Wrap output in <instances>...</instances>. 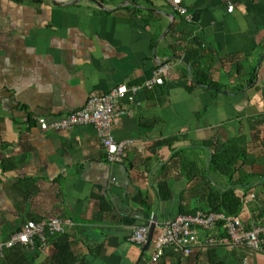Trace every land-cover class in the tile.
I'll return each mask as SVG.
<instances>
[{
    "label": "crops",
    "instance_id": "obj_1",
    "mask_svg": "<svg viewBox=\"0 0 264 264\" xmlns=\"http://www.w3.org/2000/svg\"><path fill=\"white\" fill-rule=\"evenodd\" d=\"M95 1L103 8L88 0H0V242L28 220L72 221L44 248L17 246L0 264H27L35 254L34 264L75 256L80 264H136L140 246L129 240L136 227L156 214L155 236L178 214L208 209L194 193L209 179L217 190L230 186L212 173L206 142H235L252 153L256 133L264 142V0H180L186 16L170 0ZM164 62L171 74L164 84L139 91L135 103L120 101L131 114L111 132L133 140L121 164L106 161L92 126L42 131L35 124L37 116L81 109L91 94L144 84ZM177 153L195 165L192 176ZM253 181L236 195L258 194ZM252 203L242 220L256 216ZM202 239L194 250L209 249L223 264H242L244 256L264 264ZM150 255L149 247L138 264H152ZM179 260L166 250L155 264Z\"/></svg>",
    "mask_w": 264,
    "mask_h": 264
},
{
    "label": "built area",
    "instance_id": "obj_2",
    "mask_svg": "<svg viewBox=\"0 0 264 264\" xmlns=\"http://www.w3.org/2000/svg\"><path fill=\"white\" fill-rule=\"evenodd\" d=\"M169 4L177 13L187 15V9L180 4V0H170ZM228 10L231 11L232 6H229ZM170 76V64L159 63L152 79L144 84L132 86L120 84L106 93L91 94L81 109L60 116H37L35 124L42 131H67L78 126H92L100 139L106 161L121 164L133 140H116L111 132L112 126L121 115L131 114L126 104L120 106V101L135 103V96L139 91L161 86ZM255 198L251 189L241 196L245 205L253 202ZM256 205V216L249 221L242 220L240 216H229L209 209L197 210L191 215L178 214L164 223L160 232L153 236L149 246L150 263H158L166 250H171L182 258L189 257L200 242L201 236L204 247L226 242L231 249H242L264 256V203L257 202ZM71 226V220L59 217L41 221L28 220L6 241L0 242V258H3L4 250L17 246L33 248L38 244L40 248H44L48 237L64 235ZM148 231V225L138 226L131 233L129 240L141 246L146 242ZM242 264H248L247 258H243Z\"/></svg>",
    "mask_w": 264,
    "mask_h": 264
},
{
    "label": "trees",
    "instance_id": "obj_3",
    "mask_svg": "<svg viewBox=\"0 0 264 264\" xmlns=\"http://www.w3.org/2000/svg\"><path fill=\"white\" fill-rule=\"evenodd\" d=\"M184 60L187 63L190 62L187 56H184ZM256 134V136H253L252 144L254 145L251 147L257 149L254 153H252L253 150H248L247 146L235 142H230L224 146H218L211 141L205 143L208 147H211L214 150L209 160V167L212 173L225 177L230 184V186L224 190H217L216 187L207 182L201 189L194 193L207 203L210 211L223 212L229 216H240L246 205L241 197L236 195L235 190L240 187H255L253 180L260 181V191L255 195L256 198L253 203L256 204L258 201L264 203V167L255 166L257 161L262 162V164L264 163V142L257 143L259 140L258 133ZM252 154L254 157H252ZM178 156L179 153L174 155L176 158H178ZM174 157L172 159H174ZM179 158L182 161V171H186L187 175H189V173L191 174V168H194L195 165L193 167L192 163L185 159V157L179 156ZM51 238L53 237H48V242ZM38 247V244L35 245L33 250L35 251ZM25 248H27V246L22 247V249ZM7 251L9 250H4L3 252L4 259ZM36 256L37 255L35 254V256L28 258L27 264H34ZM202 256L205 257L204 260L201 258ZM178 258L180 260L177 261V264H181L180 261L183 260L186 261L185 264H223L221 261H217L213 254L209 252V249H203L202 251L194 250L189 257L182 258L181 256H178ZM77 259L78 258L75 256L70 262L63 264H80L84 262L83 259Z\"/></svg>",
    "mask_w": 264,
    "mask_h": 264
},
{
    "label": "water",
    "instance_id": "obj_4",
    "mask_svg": "<svg viewBox=\"0 0 264 264\" xmlns=\"http://www.w3.org/2000/svg\"><path fill=\"white\" fill-rule=\"evenodd\" d=\"M53 4H55L56 6H60L62 3L60 2V0H50ZM71 1V0H70ZM80 1H86V0H72V3H78ZM94 4H96L99 8H103V6L98 3L97 1L95 0H88ZM207 176L209 177V174H207ZM209 182L212 184V186L215 187L214 183L212 182L211 179H209ZM144 222H142L143 224ZM148 226H149V231H148V235H147V239H146V242L140 246V256L137 260V263H139L141 257L144 255V253L148 250L150 244H151V241H152V238L154 236V231H155V228L157 226V215L156 214H152L151 215V219H150V222L148 223Z\"/></svg>",
    "mask_w": 264,
    "mask_h": 264
},
{
    "label": "rangeland",
    "instance_id": "obj_5",
    "mask_svg": "<svg viewBox=\"0 0 264 264\" xmlns=\"http://www.w3.org/2000/svg\"><path fill=\"white\" fill-rule=\"evenodd\" d=\"M252 204H254V205L256 206V204H255V203H252ZM252 204L248 205V207H249V206H251ZM244 251H245V253H246V254L256 255V257H258V256H259V257H262V258H264L262 255H258V254H252L251 252H249V253H248V251H246V250H244ZM244 257L246 258V256H244ZM247 262H248V260H247Z\"/></svg>",
    "mask_w": 264,
    "mask_h": 264
}]
</instances>
